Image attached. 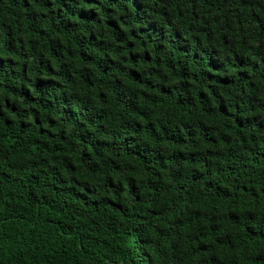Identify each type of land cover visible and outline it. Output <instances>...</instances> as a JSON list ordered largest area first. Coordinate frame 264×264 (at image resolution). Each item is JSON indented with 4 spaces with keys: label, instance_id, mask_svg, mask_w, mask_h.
<instances>
[{
    "label": "trees",
    "instance_id": "1",
    "mask_svg": "<svg viewBox=\"0 0 264 264\" xmlns=\"http://www.w3.org/2000/svg\"><path fill=\"white\" fill-rule=\"evenodd\" d=\"M0 264H264V0H0Z\"/></svg>",
    "mask_w": 264,
    "mask_h": 264
}]
</instances>
